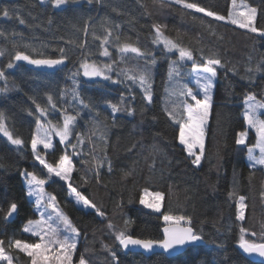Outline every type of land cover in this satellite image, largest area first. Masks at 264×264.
<instances>
[{
  "label": "trees",
  "instance_id": "1",
  "mask_svg": "<svg viewBox=\"0 0 264 264\" xmlns=\"http://www.w3.org/2000/svg\"><path fill=\"white\" fill-rule=\"evenodd\" d=\"M244 1L256 9L255 27L264 30V0ZM187 2L223 15L231 7V0ZM4 8L9 9L7 17ZM154 26L193 54L192 60L178 63L180 75L171 80L169 64L178 60L179 52H169L154 42ZM105 36L108 42L102 43ZM124 44L150 53L156 60L148 67L151 103L140 84L125 74L126 70L143 69L145 59L130 52L121 54L119 49ZM103 48H107L108 56L103 55ZM60 49H64V62L48 71L15 60L17 51L31 59H60ZM0 53V70L5 74L0 78V89L7 88L0 92V103L21 97L30 105H39L56 121L64 114H74L68 140H57L50 149L41 148L50 162L58 161L64 153L73 161L69 180L53 176L44 185L79 229L73 264H78L81 254L88 264H263L246 256L238 239L243 227L248 230L246 239L264 241V166L250 167L248 160L247 148L255 144L256 132L248 129L246 145H237L236 139L247 127L242 115L245 96L252 93L264 101V31L253 33L230 20L186 9L174 0H69L60 8L52 7L50 0H0ZM209 58L220 59L221 65L216 66L204 128V153L200 164L194 165V157L179 142V125L164 108L191 101L190 97L169 93L182 85L194 86L193 64H204ZM85 62L104 68L118 86L119 97L114 104L121 111L113 113L108 105L107 116L84 102L80 83ZM9 63L12 68L7 67ZM73 89L78 93L75 97ZM5 121L23 144L13 145L0 133V240L13 256V264H30V257L9 247L8 241L35 242V237L22 231L24 223L37 212L21 173L25 169L45 177L46 173L35 159L31 142L12 120ZM78 134L82 144H78ZM72 145H76L75 150ZM69 183L105 215L74 203L67 193ZM144 188L163 194L159 211L140 203ZM241 196L246 205L243 220L238 219ZM13 202L17 212L5 219ZM140 212L147 213L150 222L142 234L135 233ZM158 215L190 217L191 226L204 242L188 245L172 256L124 251L115 239L120 230L128 235L162 238L163 222ZM125 221H130L127 226ZM110 222L112 228L108 227ZM253 232L256 236L251 235Z\"/></svg>",
  "mask_w": 264,
  "mask_h": 264
},
{
  "label": "snow or ice",
  "instance_id": "2",
  "mask_svg": "<svg viewBox=\"0 0 264 264\" xmlns=\"http://www.w3.org/2000/svg\"><path fill=\"white\" fill-rule=\"evenodd\" d=\"M69 0H50L52 7L60 8L65 5ZM177 5H182L186 9H194L196 12L204 13L206 16L215 17L217 20L228 19L234 25H239L240 28L250 29L251 32L256 33L258 31H264L257 29L254 26V19L256 15L255 8H247L246 11H237L236 9L240 6L236 4V0H232V8L229 11L227 17L217 14L207 8L201 7L198 3H189L187 0H174ZM3 15L7 17L9 15V9H3ZM24 23L23 20L20 21ZM156 27V40L154 42H160L163 38V34L158 26ZM110 36V33H109ZM108 42V36H105L102 43ZM164 47L171 52L173 49L178 50L179 57L176 61H171L169 64V78L170 80L174 77L180 75L179 68L177 67L180 61L192 60V51L181 47L178 43L163 38ZM121 54L133 53L138 57L145 59V67L143 69L126 70L125 74L127 78L133 82H138L143 88L144 97L147 102L151 103V84L150 72L148 67L156 63V60L150 53L141 52L137 47L131 46L129 44H124L120 47ZM62 56L60 59H31L28 55H25L21 51H17L15 55V60H24L37 66H56L64 62V49H60ZM2 54V53H0ZM103 55L108 56L107 48L104 49ZM221 65L220 59L209 58L203 64L202 68L193 64L192 72L196 74V85L198 86V91H193L192 88L187 87V85H182L179 90H173L169 95L177 96L178 98L190 97L194 103H187L186 100L181 105L173 104L171 108L167 105L164 108L167 116L179 125V135L178 139L181 144L186 147L189 156L194 157L192 163L194 165H199L204 153V128L208 120L211 101H212V90L214 88L213 80L217 75L216 66ZM8 68H12L13 64L9 63ZM84 72L83 74L88 77L103 76L104 72L97 68L95 65H89L88 63H83L81 65ZM105 68L110 66L105 65ZM251 71V69H249ZM134 72V74H128ZM0 78H5L3 70H0ZM106 79L111 77L105 76ZM7 91V88L0 89V92ZM203 93V99H198L197 97L200 93ZM74 97L78 95L75 89H73ZM49 101L51 97L49 96ZM81 103L83 101L81 100ZM87 107V105H85ZM37 109L40 111L41 115H44V110L40 109L37 105ZM111 110L113 113L121 111L117 105L112 104ZM131 111V109H129ZM264 114V101L257 100L255 95L248 93L244 98V111L242 113L243 119L249 128L255 129L256 132V143L253 146L247 148L248 160L250 167H256L257 165L264 166V119L260 118V115ZM186 117V119H185ZM75 122V117L65 116L63 122V129L58 131L56 134L59 135L60 141L64 142L68 140V137L72 134L71 126ZM37 131L33 134L31 140V147L35 159L39 161L44 168L47 169L49 177L55 176L59 177L61 180H69L70 174L73 170V162L69 155L64 154L59 158L58 166L54 167L51 164L46 163L45 159L41 157L37 151V145L43 144L45 149L51 148L52 144L50 141L51 128L40 122L38 118L36 121ZM0 133H2L13 145H21L23 141L14 137L13 134L7 129L5 124V117L3 113H0ZM91 140V137H89ZM101 140L106 143V138L101 135ZM247 140V130L239 132L237 134L236 143L237 145H246ZM78 144L83 143V139L78 134L77 135ZM75 150L76 145H72ZM199 148V154H197L196 149ZM259 150V155H256V150ZM100 167V162L96 164L97 170ZM110 170V165H109ZM22 176H24L26 181L27 195L29 197H35L34 209L39 214L38 219H29L23 225L22 231L24 233L31 234L35 237V242L29 243L27 241H22L19 239L9 240L8 246L15 248L28 257H30V264H73V256L77 249V237H79L80 232L73 224L70 218L63 213V211L58 207L56 197L52 194L46 193L44 185L46 184L45 179L39 178L34 172H29L26 169L22 171ZM128 175V173H125ZM70 189V194L74 195L77 204H81L83 207H91L96 209L100 216H104L103 212L96 207V205L84 196L76 188L72 187L71 183L68 184ZM229 195H232L231 193ZM264 195V193H262ZM145 196H151L152 200L149 202L145 199ZM163 194L160 192L151 193L148 188L143 189V194L140 197V203L146 204L147 207L160 210L161 198ZM244 197L239 198L238 207V219H244V209L246 205L244 204ZM17 204L10 203L7 213L5 214V219H8L17 212ZM164 228H163V239L153 240V239H139L128 235L125 230H120L117 232L115 239L119 242V245L124 249H129L130 246H138L143 249L146 253H151L155 248H160L164 254H170L177 248L199 242L203 239L202 235L198 234L196 230L191 226V218L184 216H171L164 215ZM130 221H125V225ZM108 227L112 228L111 222ZM247 229L241 227L240 235L238 239L239 247L247 254H258L260 257H264V243H256L245 238ZM252 236H256V233H251ZM261 238L264 239V231L261 233ZM107 247V245L105 246ZM112 256L115 259L116 253L112 252ZM13 256L10 255L4 246V241L0 240V261L6 262V264H13ZM78 264H88L84 255L81 254L78 260Z\"/></svg>",
  "mask_w": 264,
  "mask_h": 264
},
{
  "label": "rangeland",
  "instance_id": "3",
  "mask_svg": "<svg viewBox=\"0 0 264 264\" xmlns=\"http://www.w3.org/2000/svg\"><path fill=\"white\" fill-rule=\"evenodd\" d=\"M230 4H231L230 9H231L232 8V0H231ZM236 4L238 6H240L236 9L238 12L239 11H246L247 9L244 6H247V8H253L252 6L248 7L247 3H245L244 0H236ZM230 9H229V11H230ZM229 11L226 15H223L220 13H217V14L227 17L229 14ZM226 20H228V19H226ZM163 38L169 39L166 35H163ZM163 38H161V40H160L161 44H163ZM170 40H172V39H170ZM163 46H164V44H163ZM104 49L105 48L102 49V53L104 52ZM172 51H176V49H173ZM185 60H187V59H185ZM89 65H95V64L91 63ZM95 66L104 72L103 76H94V77L85 76L83 74L84 70L82 68L83 77H82L80 84L82 86L83 100L88 106L95 108L101 114L108 116V114H109L108 113V105H112L117 101V99L119 97V89H118V86L116 84H114V82H112L110 79L105 78V76H108V75L106 74L104 68L99 67L97 65H95ZM196 66L202 68L203 64H198ZM192 68H193V66H192ZM191 81L194 82V86L191 87L193 89V91L194 92L198 91V86L196 85V74L193 72H191ZM213 83H214V80H213ZM197 98L203 99V93L201 92ZM189 103H194V101L191 100ZM14 111H16V113ZM243 111H244V109H243ZM11 112H13L14 115L11 114ZM0 113H3L5 119L8 118V119L12 120L15 123L14 126H16L17 129H19L21 131L20 134L30 142L32 140L33 134L36 133V131H37L36 121L39 118L40 122L42 124L49 126L51 128V135L49 138H50L52 146H54V144L57 140L60 141V137L56 133L63 129V122H64L65 116H73L74 117L73 113L64 114L61 118V121H56L54 119L47 117L46 114L41 115L40 111L37 109L36 106L30 105L29 102L27 103L21 97H19L17 99L10 98V100H8L5 103L1 102L0 103ZM260 118L264 119V114H261ZM5 124H6V121H5ZM7 129L9 130V128H7ZM248 129H252V128H249L247 126L245 129L242 130V131L247 130V136L249 134ZM252 130L255 132V129H252ZM242 131H239V132H242ZM178 135H179V132H178ZM204 136H205V134H204ZM256 139H257V137L255 138V143H256ZM64 142H66V141H64ZM253 145H250V146H253ZM250 146H248V147H250ZM41 148H44L43 144L37 145V151H38L39 155L45 159L46 163L51 164L54 167L58 166L59 160L56 162H50L48 159H46L44 157V153L41 151ZM48 149H50V148H48ZM196 152H197V154H199V148L196 149ZM64 154H66V153H64ZM64 154H62V155H64ZM255 154L259 155L258 149L256 150ZM29 172H33V171H29ZM45 173H46V177L43 175L40 176L36 173L35 174L39 178L46 180L47 178H49V175L47 173L46 168H45ZM51 177H53V176H51ZM23 180H24V184L26 185V181H25L24 176H23ZM44 188H45V186H44ZM45 191H46V193L52 194L51 192L47 191L46 189H45ZM149 192L155 193V191H152V190H149ZM67 193H68V196L73 200V202L76 203L74 195L70 194L69 187L67 188ZM52 195H54V194H52ZM145 197H148L150 200H152L151 196H145ZM30 198L33 199V205H34L35 197H30ZM78 205L83 207L81 204H78ZM83 208H86V207H83ZM163 216L164 215H162V216L158 215L159 221L164 222ZM38 218H39V214L37 213V216L34 217L33 220L38 219ZM136 223H137V225L135 228V233L142 234L141 232L147 231L149 229V226H150L149 217H148L147 213L140 212L139 217L136 220Z\"/></svg>",
  "mask_w": 264,
  "mask_h": 264
},
{
  "label": "water",
  "instance_id": "4",
  "mask_svg": "<svg viewBox=\"0 0 264 264\" xmlns=\"http://www.w3.org/2000/svg\"><path fill=\"white\" fill-rule=\"evenodd\" d=\"M48 59H53V58H48ZM28 62V61H27ZM28 64L30 65V66H32V67H34V68H39V69H42V70H45V71H48V70H51V69H55V68H58L59 66H60V64L59 65H56V66H51V67H49V66H44V65H41V66H37V65H33V64H31V63H29L28 62ZM10 218H12V217H10ZM164 226H165V224H164V222H163V224H162V227H161V232H162V238H160V239H163V228H164ZM129 235H131V236H133L134 238H139V239H151V238H146V237H139V236H137V235H135V234H133V233H130ZM153 239V238H152ZM153 240H159V239H153ZM204 241L203 240H201V241H199V242H195V243H203ZM195 243H193V244H195ZM259 243H264V241H260ZM191 245V244H190ZM188 245H186V246H182V247H179V248H177L175 251H172L170 254H166V255H168V256H172V255H174V254H176V253H178V252H181V251H183L184 250V248L185 247H187ZM122 249L124 250V251H136V252H139V253H143V254H151V253H146L143 249H141V248H139L138 246H130V248L129 249H124L123 247H122ZM240 250L243 252V250L240 248ZM153 252H160V253H163L162 252V250L160 249V248H155V250L153 251ZM244 253V252H243ZM246 256H248L250 259H252V260H254V261H258V262H262L263 264H264V257H260L258 254H247V253H244Z\"/></svg>",
  "mask_w": 264,
  "mask_h": 264
},
{
  "label": "bare ground",
  "instance_id": "5",
  "mask_svg": "<svg viewBox=\"0 0 264 264\" xmlns=\"http://www.w3.org/2000/svg\"><path fill=\"white\" fill-rule=\"evenodd\" d=\"M140 237V236H139ZM141 237H143V236H141ZM147 238V237H146Z\"/></svg>",
  "mask_w": 264,
  "mask_h": 264
}]
</instances>
